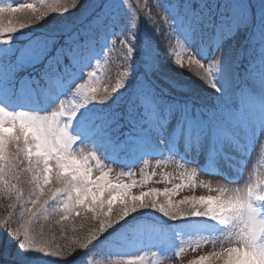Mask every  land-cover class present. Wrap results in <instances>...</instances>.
<instances>
[{
    "label": "snow or ice",
    "instance_id": "6c2138e0",
    "mask_svg": "<svg viewBox=\"0 0 264 264\" xmlns=\"http://www.w3.org/2000/svg\"><path fill=\"white\" fill-rule=\"evenodd\" d=\"M43 3L0 6V232L11 242L13 257L6 259L0 249V264H39V257L53 264H80L82 255L83 264H94L95 255L103 253L117 257L114 264H144L140 253L145 248L182 259L186 251L197 253L208 243L213 251L188 264H264V181L232 195L158 203L155 197L161 193L156 190L131 195L135 182L113 183L102 169L94 177L91 163L100 168L103 159L93 146L97 141L107 143L116 157L135 147L144 157L140 162L167 154L191 165L183 158L199 157L205 167L221 162L240 167L257 146L264 148V0H155V17L144 6L147 26L159 43L174 35L186 46L187 67L195 66L196 80L210 92V102H197L188 90L170 95L157 87L160 52L149 41H138L137 25L133 19L129 27L123 0H92L91 13L79 25H65L23 47L13 45L15 34L32 25L17 19L18 30L9 19L4 26L5 14L30 13L39 25L48 15ZM81 5L82 0H64L59 16ZM110 40L113 47L119 43L127 64L115 87L98 93L91 85L77 86L97 46L106 50ZM167 59L185 71L182 58ZM87 75L91 79L94 74ZM61 90L66 95L54 106L30 109L38 96ZM73 90L80 99L67 108L61 97ZM124 93L122 103H113L98 119L78 120L89 105L107 106ZM78 122L79 135L73 132ZM124 127L131 133H124L128 143L113 135ZM153 139L161 153L154 154ZM81 145L92 150L84 155L77 151ZM116 201L120 207L114 209ZM143 209L173 222L203 218L220 229L203 234L194 225H142L129 232L135 239L131 248L127 234L116 235L102 249L94 247ZM41 217L55 219L58 229L41 225ZM69 220H79V229L69 233Z\"/></svg>",
    "mask_w": 264,
    "mask_h": 264
},
{
    "label": "rangeland",
    "instance_id": "374dc122",
    "mask_svg": "<svg viewBox=\"0 0 264 264\" xmlns=\"http://www.w3.org/2000/svg\"><path fill=\"white\" fill-rule=\"evenodd\" d=\"M123 2L124 7L127 9V0H123ZM7 3L40 4V0H0V6ZM90 13V11H86V13L79 16L78 18L82 20ZM19 14H16L15 16H20ZM22 16L31 17V14H24ZM133 19L135 20V23L138 27L137 20L129 12V27H131V21ZM14 37L22 38L23 36L17 32ZM144 37L145 38L141 40V44L147 40L151 43L153 48L160 52L162 60L161 72L156 77H154L155 83L159 89L172 95H175L181 90H188L191 92L193 98L196 101L200 100V94L202 96L206 94L204 95L207 98L205 101L210 102V92L204 89L203 85L198 80H196L195 66L192 68L187 67V48L182 41H178L174 35H171L170 38L161 37L160 44L152 29L148 35H145ZM28 41V38L23 37L20 41L13 40L12 43L13 45L23 47ZM109 42L110 43L107 51H110V54L106 53V50L95 52L94 58L91 59L90 66L84 70L83 79L77 81V86L80 84L91 85V87L96 88L97 91L102 90L103 92L110 91L111 88L115 87V84L121 78V73L127 68L125 67L124 69H121V66L127 64L123 59H121L123 58V54H116L114 52L115 48L119 46V43H116V45L113 47L111 41ZM196 51L198 54L200 53V49H196ZM167 55H171L173 60H175L177 57L182 58L185 61V71L179 70L173 66L168 61ZM111 62L115 66V69L113 68L115 71L113 73L114 75L112 73L109 75L110 71L108 70V67L110 66ZM88 72H92L94 74L91 79H89L87 75ZM102 75L107 79H103ZM100 85H103L104 87ZM198 86L203 87L204 90L200 94L198 92ZM130 91L131 85H129V92ZM74 93L75 90L70 92L67 96L61 97L65 107L71 108L79 101V95ZM61 95H66V91L61 90L59 93L53 91L49 95L38 96L37 101L31 103L29 107L31 110H47L48 108L54 106L57 99H59ZM127 95L128 93H124L122 96L118 95L114 99V103H122ZM57 104H59V101ZM90 106L93 105H89V107ZM89 107L88 109L84 110V115L78 118L79 121L82 122L84 120L86 112L88 113L90 110ZM110 109L111 107L109 110ZM50 110L51 109H49V111ZM73 132L77 135L80 134L79 122L74 125ZM124 133H128V130L124 131ZM124 133L120 131V133L113 135L118 136L120 140L128 143ZM128 135H131V133H128ZM261 140L264 142V137H262ZM152 144L154 146V154L161 153L163 151V149H161L156 144L155 139L152 140ZM93 146L97 153L103 158L100 160V168H96L95 161L91 162L95 169L94 177L100 175V171L102 169L108 174V179L113 183L120 182L133 184V182H135L134 186L129 189L131 195H140L142 191L147 192L156 190L157 192L161 193V195L155 197L158 203H167L169 201L175 203L180 200L189 199L193 196L207 197L232 195L237 189L246 190L247 185L254 184L257 181H264V148H260L259 146H257L251 155L245 159L243 166L236 168H233L224 162L205 167L204 160L200 159L199 157H196L195 160H193L192 156H186L183 159L185 162L193 161V165L185 164L178 157H171L167 154L163 156L156 155L154 158H147V163H145L143 161L140 162V159H143L144 157L137 152L135 147H129L127 155L116 157L112 148L107 143H101L97 141ZM121 147H123V145H121ZM91 150V145H81L77 149V151H82L84 155H87ZM168 154L171 155L172 153L169 152ZM194 166L198 168H195ZM193 171L195 172V175H193ZM129 172L133 173V175L129 176ZM177 185H181V187L177 188ZM219 189H224L225 191L221 192ZM166 191L168 193L167 195L164 194ZM119 207V202H114L113 208L117 209ZM138 214L148 215L151 217V219L149 221L139 222L137 227L142 225L163 227V225H165L166 227L184 226L186 228H190L194 225L195 229L202 232L203 234H210L209 230L216 232L220 229V226L214 224V222L203 218L178 220L175 221L178 223H175L173 221L167 220L162 216V214L154 212L150 209H143L133 213L127 219L138 216ZM126 220L122 222H126ZM47 222H49L48 219L41 217L39 223L47 228ZM69 223L67 224L71 225V228L74 227L77 230L79 229L80 222H76L75 224L72 222ZM179 242L180 241L177 240V243ZM131 243L135 245L134 237L131 239ZM215 247L218 248V245ZM213 249L214 245L212 243L202 244L200 250L197 253L188 250L182 254V259H177L175 256H173L171 259L161 257L158 253L154 254L155 249L147 250V248H145V251L140 254L144 256V264H188V262L196 258L197 255H207L213 251Z\"/></svg>",
    "mask_w": 264,
    "mask_h": 264
},
{
    "label": "trees",
    "instance_id": "16d2710c",
    "mask_svg": "<svg viewBox=\"0 0 264 264\" xmlns=\"http://www.w3.org/2000/svg\"><path fill=\"white\" fill-rule=\"evenodd\" d=\"M64 0H47L44 1L43 5H41V7L48 13L47 16H45V21H40V24H33L31 17H24L22 15L24 14H19L20 16H9L8 14H5L4 19L2 21V24L4 26H8V21L9 19H11L13 21V23L15 24L16 28L19 30V24L16 23L17 19H21V20H25L27 21L31 26V28H25L23 29L21 32L18 31V33L20 35H22L25 38L30 39H34L38 36H41L43 34H48V33H52L55 32L56 30L64 27L65 25H79L80 23V19L78 18L79 16L83 15L84 13H86V11H92V0H82V5L78 8V9H72L71 13H67L64 12L63 16H59L60 12L62 11V9H60V4L63 3ZM68 2L70 3V0H68ZM40 5V4H38ZM145 5H147L148 7H150L152 9V13L153 16H155L156 14V6H155V0H127V9L125 8V10L127 11V13L129 14V12L132 14V16H134V18L137 20L138 22V33H137V38L138 41L140 43H142L141 40H143L145 37V35H148V33L151 31V28H149L147 26V11L148 8L144 7ZM91 7V8H90ZM89 8V9H87ZM53 9H60V11H53ZM21 17V18H20ZM79 19V20H78ZM22 37V38H23ZM22 38H13L14 41H20L22 40ZM111 41V40H110ZM241 43H246V40H244L243 38L240 41ZM110 43V42H109ZM98 51L101 50V48L99 46H97ZM110 51H107L106 49V53H109ZM114 52L116 54H123L121 51V46L119 45L117 48H115ZM107 54V55H108ZM109 56V55H108ZM123 59V58H121ZM115 62V61H114ZM125 67H127V65H122L121 69H124ZM115 66L114 64L111 62L110 66L108 67L109 75L112 73H114V69ZM114 75V74H113ZM103 79H107L106 77H104L102 75ZM102 87H104L103 85H100ZM205 89V88H204ZM204 91L203 87L198 86V92L199 94ZM98 93H103L102 90L98 91ZM172 95V94H170ZM206 95V94H204ZM202 96L200 94V100H198L197 102H204L205 99H207L205 96ZM113 102H109V105L105 106V105H93L90 106V110L87 113L86 112V116L85 117L89 118V119H98L99 116L106 112L109 111V108L112 106ZM127 127L121 128L120 131H122L124 133V131H127ZM149 220L151 219L150 216L148 215H144V214H138V216L135 217H131L130 219H127L126 222H121L120 225H117V227L112 230V232L110 234H107L104 238H102L94 247L96 249H102L105 247V245L112 241L113 238L116 235L119 234H127V236L130 234V230L133 229V227L136 226V224L138 223V221L140 220ZM49 222L46 223V226H48L47 228H52V227H56L58 229L59 226L56 225L55 223V219H48ZM69 222H72L71 220H69ZM68 221L66 223H69ZM76 222H79V220H77ZM73 223V222H72ZM70 224V223H69ZM80 224V223H79ZM72 228H69V233H71ZM12 247L11 242H9L6 238V236L4 235V233L0 232V249H4V256L6 259H13V257H11L9 255V251L8 249H10ZM83 259L84 256H81V260H80V264H83ZM117 259V257L115 256H108L106 253L103 254H96L94 257V264H114V261ZM39 264H53L52 261L46 260L43 257H39Z\"/></svg>",
    "mask_w": 264,
    "mask_h": 264
}]
</instances>
